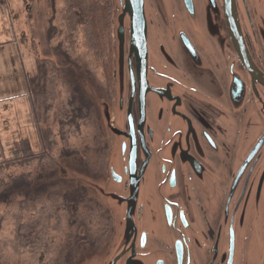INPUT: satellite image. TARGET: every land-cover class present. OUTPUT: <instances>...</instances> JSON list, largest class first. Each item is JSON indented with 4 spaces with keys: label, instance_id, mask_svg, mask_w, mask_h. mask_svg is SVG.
I'll use <instances>...</instances> for the list:
<instances>
[{
    "label": "flooded vegetation",
    "instance_id": "1",
    "mask_svg": "<svg viewBox=\"0 0 264 264\" xmlns=\"http://www.w3.org/2000/svg\"><path fill=\"white\" fill-rule=\"evenodd\" d=\"M145 2L140 73L137 48L130 72L132 37L125 32V106L111 121L123 134L113 139L116 134L107 133L100 118L103 166L98 174L78 170L113 183L107 170L111 149L119 139L126 144L124 166L135 153L134 176L129 171L119 183L124 205L133 199L132 183L138 199L134 232L126 234L122 251L146 264H223V228L236 233V264H264V15L250 0H195L197 18L188 17L180 0ZM113 70L114 49L111 81L93 85L114 115ZM184 117L187 149L167 131L169 121L177 125ZM179 151L188 158L186 176L165 181L171 167L163 172L160 160L172 155L179 170ZM97 199L106 207L109 235L90 260L102 258L116 238L115 214Z\"/></svg>",
    "mask_w": 264,
    "mask_h": 264
},
{
    "label": "rangeland",
    "instance_id": "2",
    "mask_svg": "<svg viewBox=\"0 0 264 264\" xmlns=\"http://www.w3.org/2000/svg\"><path fill=\"white\" fill-rule=\"evenodd\" d=\"M60 8L59 0H0V161H22L42 152L25 78L38 73L37 65L41 61L57 68L54 75H49V82L45 85V89L52 94L49 100L52 108L44 124L53 132L51 140L56 143L52 156L47 151L42 164L32 160L12 165L4 172L5 178L8 175L23 176L25 185L32 186L18 188L8 200L0 202V264H80L100 253L108 240L109 233L103 232L107 226L105 205L75 182L57 180L58 171L64 172L66 167L79 169L75 158L64 156V151L73 148L82 151L84 147L92 149V136L100 138L103 149L106 146V137L102 139L103 131L94 108L89 124L83 125L80 132L72 127L65 129L68 143H62L58 118L64 104L69 100L78 101L77 90L85 95L86 82L99 88L106 84L101 70L84 55L83 49L77 54L81 59L77 60L79 66H76L75 62H66L56 51L61 40L58 35L47 38L49 27H57L60 23ZM68 63H72L70 70L64 68ZM86 141L91 146H86ZM90 156L91 162L97 165L90 169L98 174L104 158L98 164L96 155ZM75 189L84 191L92 201L88 200L95 210L90 220L86 215L79 217L85 209L81 206L76 208L74 198L70 197ZM52 199L56 200L57 207L49 233L51 254L39 255L41 252L33 257L25 250H17V246L13 245L15 219L34 214Z\"/></svg>",
    "mask_w": 264,
    "mask_h": 264
},
{
    "label": "trees",
    "instance_id": "3",
    "mask_svg": "<svg viewBox=\"0 0 264 264\" xmlns=\"http://www.w3.org/2000/svg\"><path fill=\"white\" fill-rule=\"evenodd\" d=\"M59 1L61 3V8L59 10L60 23L57 27H49L47 38L49 39L53 35H58L61 40L56 46V51L60 56L65 58L66 62H75L76 66H79L77 60L81 59L77 54L83 49L84 55L101 70L105 80L109 83L111 81L113 63L112 33L115 13L114 1ZM74 54L78 57L73 56ZM70 64L72 63L66 64L64 68L70 70ZM51 65L52 64L49 62L41 61L37 65L38 73L34 76H27L25 78L29 104L34 114L33 123L42 146V152L37 156H33L30 159L26 158L22 161L14 160L13 162H9L6 159L0 161V202L8 200V197L12 195L14 190L32 186L30 184L25 185V178H23V176L11 177L8 175L7 178H5L4 172L9 169L10 166L29 163L32 160H38L42 164L43 160H46L44 157L47 151L52 156V148L56 144L51 140L53 132L51 129L44 127V124L49 119V113L52 108L49 102V100L52 99V94L45 89V85L49 82V75H54L57 69L56 67H52L54 65ZM80 85L82 89V84L80 83ZM77 91L78 101L75 102L74 100L73 102V100H69L68 103L64 104L58 118L60 136L64 145L68 143L64 135L65 129L70 130V127H72L76 132H80L83 125L89 124L88 120L93 114V108L98 113L93 99L85 92L86 96L81 90ZM92 137V144L87 141L85 142L86 146L92 145V149L84 147L81 151L78 148H73L63 152L64 156H72L71 158H75V163L80 168L84 167L88 173L91 167L94 168L97 166L95 163L91 162L92 158L90 155H96L98 164H100L103 158L102 141L98 136ZM81 187L86 189L83 186ZM70 197L72 199L74 198L73 200L76 204V208L81 206L85 209L83 214L79 213V217H84L86 215L87 219L90 220L95 211L93 205L89 202L91 199L86 196L84 191L81 192L76 189ZM56 207L57 202L55 199H52L51 203L43 204L34 214L27 217L20 216L15 219L13 245L17 246V250H25L33 257L41 252L42 253L39 255L47 256L51 254L52 240L49 237V233L53 228L52 221L56 218H54ZM80 224H82V222H80ZM103 232H105V230Z\"/></svg>",
    "mask_w": 264,
    "mask_h": 264
},
{
    "label": "water",
    "instance_id": "4",
    "mask_svg": "<svg viewBox=\"0 0 264 264\" xmlns=\"http://www.w3.org/2000/svg\"><path fill=\"white\" fill-rule=\"evenodd\" d=\"M115 1V13L113 21V49H114V95H115V104L114 112L112 114L111 107L109 103L100 95V93L91 85L89 82L86 83V93L93 99L95 102L96 108L99 112L102 124L107 133H110L113 136V139L117 140L118 135L123 134L118 126L115 123H112V118H119L121 110L125 106V93H126V29L130 30L131 35V44L129 47V57L128 65L130 72L131 62L130 56L131 53H136V48L138 49L137 57V70L138 73L144 68V58L146 56L145 52V39H146V26H145V9H146V0H113ZM185 8V12L188 17L192 15L197 18V12L195 8V0H180ZM256 10H259L264 15V0H250ZM137 56V54H136ZM139 64V69H138ZM166 98L167 94H166ZM169 99V98H168ZM173 101L169 99V102ZM186 117V116H185ZM177 120L178 124H175V121H169L167 125V131L169 136H173V139H176L180 145L187 149V137H186V128L187 124L183 120L186 118ZM123 119V118H122ZM143 120V118H142ZM131 122V121H130ZM181 126L184 127L183 131L178 132V128ZM132 127V125H130ZM175 133H174V132ZM114 134H113V133ZM133 133V130L131 131ZM248 144V141H246ZM115 148L113 147L109 153V159L107 162V170L110 177L113 179L112 182H103L99 179L94 178L90 174L85 172H80L79 170H70L65 168L64 172L58 171L59 181L64 182H77L83 184L90 193L95 194L101 201L105 202L108 207L115 214V229H116V238L113 245L110 247L108 252L102 257H97L92 260H88L87 264H121L122 260L126 258V264H146L147 261L144 259L137 258L132 252H123L122 249L125 245V236L131 235V232H134L132 227L133 213L132 209L137 208V188L136 185L132 183L131 190H133V199L129 201L128 206L124 205L122 199L118 196L119 184L122 180V177H126L127 174L131 172V175L134 176V157H129L128 163L126 166L122 165L121 160L123 158V151L126 148V144L120 139L117 141ZM250 148V145L247 146V149ZM166 149V148H165ZM133 148L131 151L133 153ZM196 152V151H195ZM197 153V152H196ZM190 157L193 155L190 154ZM172 155H166V161L162 162L160 160L162 171L164 172L167 167H171L167 174H164L165 181L167 178L180 177L184 178L186 176L185 166L188 164V158L186 155L178 152V168L176 170L175 161L172 160ZM190 164V162H189ZM177 168V167H176ZM199 171H203L201 168H198ZM130 171V172H129ZM225 228H223L224 230ZM221 234L220 243L222 249H220V254L222 257L223 264H236V233L228 235L227 233ZM118 237V239H117ZM219 243V241H218ZM219 254V256H220Z\"/></svg>",
    "mask_w": 264,
    "mask_h": 264
}]
</instances>
